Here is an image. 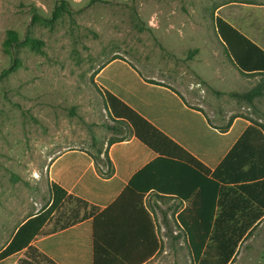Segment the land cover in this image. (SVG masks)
I'll use <instances>...</instances> for the list:
<instances>
[{
  "label": "crops",
  "instance_id": "crops-1",
  "mask_svg": "<svg viewBox=\"0 0 264 264\" xmlns=\"http://www.w3.org/2000/svg\"><path fill=\"white\" fill-rule=\"evenodd\" d=\"M218 18L259 49L238 54L246 68L219 36ZM154 27L167 37L115 57L97 75L107 116L120 133L110 132L96 149L71 148L50 166V184L69 198L46 225L47 236L32 244L57 264H96L101 253L129 264L150 253L139 262L149 264L162 250L165 217L200 220L202 200L211 205L213 190L181 200L130 187L160 157L206 177L219 174L215 220L264 226V0H217L213 26ZM182 170L183 187L191 191L192 173Z\"/></svg>",
  "mask_w": 264,
  "mask_h": 264
},
{
  "label": "rangeland",
  "instance_id": "rangeland-1",
  "mask_svg": "<svg viewBox=\"0 0 264 264\" xmlns=\"http://www.w3.org/2000/svg\"><path fill=\"white\" fill-rule=\"evenodd\" d=\"M217 0H0V251L52 201L49 169L71 148L96 149L111 125L97 78L115 57L167 37L157 23L215 24ZM162 34V35H161ZM109 140V139H108ZM182 221L159 234L149 264H195ZM191 224L195 234L200 230ZM150 253L135 255L139 264ZM100 254L96 264H122ZM106 259V260H105ZM233 264H264V226Z\"/></svg>",
  "mask_w": 264,
  "mask_h": 264
},
{
  "label": "trees",
  "instance_id": "trees-1",
  "mask_svg": "<svg viewBox=\"0 0 264 264\" xmlns=\"http://www.w3.org/2000/svg\"><path fill=\"white\" fill-rule=\"evenodd\" d=\"M216 25L218 34L225 42L229 53L241 68H246L239 60L238 54L245 53L248 47L258 51L259 49L224 20L218 18ZM107 130L115 135L120 133L116 126L108 125ZM182 169H187L192 173L190 182L194 185L191 191L183 187ZM218 179V173L212 177H206L188 165L160 157L137 173L130 181V187L141 194L156 192L181 200H188L196 190L200 191L203 198L204 194L213 190V203L209 205L208 200H202L203 205L199 211L200 220L192 222L196 223L203 234L199 232V236L196 235L192 224L187 226L182 221L183 224L180 223V225L188 234L195 264H231L237 256L240 244L256 230L260 223L215 220ZM202 183H205L206 187ZM51 191V203L38 214L29 217L18 228L11 242L0 251V264H57L32 244L37 237L47 236L46 225L63 202L69 198L57 184L51 185ZM94 214L95 212L91 213L89 217ZM163 223L168 231L170 222L166 217Z\"/></svg>",
  "mask_w": 264,
  "mask_h": 264
}]
</instances>
